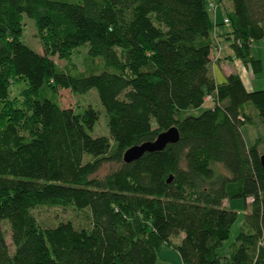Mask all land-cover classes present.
<instances>
[{"label": "trees", "instance_id": "16d2710c", "mask_svg": "<svg viewBox=\"0 0 264 264\" xmlns=\"http://www.w3.org/2000/svg\"><path fill=\"white\" fill-rule=\"evenodd\" d=\"M227 1V40L258 74L250 45L264 41V0ZM24 18L44 54L21 41ZM212 29L204 0H0V264H156L179 236L182 264H264V140L248 147L241 131L249 105L264 123V91L236 74L215 82ZM82 47L102 72L73 76L52 60ZM22 81L24 95L11 101ZM92 89L113 145L89 135L92 108L58 103L60 90ZM207 99L211 108L190 115ZM170 128L177 143L123 162ZM232 199L244 202L245 228L225 256L237 213L223 202ZM68 206L89 210L87 227H42L32 215Z\"/></svg>", "mask_w": 264, "mask_h": 264}, {"label": "rangeland", "instance_id": "374dc122", "mask_svg": "<svg viewBox=\"0 0 264 264\" xmlns=\"http://www.w3.org/2000/svg\"><path fill=\"white\" fill-rule=\"evenodd\" d=\"M204 3L210 17L213 15V11L210 7L211 4L219 11V14H224V8L231 7L232 5V3L227 0L222 2H219V0H204ZM21 41L31 50L40 54L45 53L42 43L36 38L33 22L28 18H24L23 21ZM250 51L251 55L261 62L262 70L260 73L253 74L249 68L244 67V65L238 60L228 65L230 68H232V72H235L242 77V81L248 91H264V41H253L250 45ZM52 60L60 69H63L65 72H68L73 76L77 73L85 74L88 72L87 74H89L92 71L98 70V68H100L99 72H102L104 69V63L101 58H97L92 61L87 57V47H82L75 51L69 61L59 60L57 56H53ZM216 71L219 74L218 70ZM26 89V82H16L15 84L11 85L8 90L9 99L11 101L15 100V102L20 101L21 95H24L23 92ZM57 98L58 103L62 108H71L76 113L83 112L88 107L92 108L97 113L98 119L95 122L92 130L88 132L89 135L91 137H105L109 140L110 144L113 145L109 137L105 113L99 102L96 90L92 89L89 92L81 95H73L68 90H60L57 94ZM211 107L212 104L210 100L207 99L200 110H193V113L190 115L197 116L202 110ZM248 113L252 118V122L243 125L241 127V131L245 144L249 147L254 144L256 139L264 140V123L259 119L257 112L251 105H249ZM152 123L155 125L154 121ZM259 150L263 154L264 150L262 145H259ZM112 167L113 166L111 165L103 166L100 174H106L107 171ZM224 206V208L227 210L237 213V219L230 230L229 237L219 249L220 253L227 256L234 246L236 237L245 228V208L244 202L238 199L225 200ZM86 213L90 216L88 209L80 211L75 209L73 206H68L66 208L38 207L32 210V215L42 227L54 226L59 222H70L78 228L87 227L89 220L88 216L85 215Z\"/></svg>", "mask_w": 264, "mask_h": 264}, {"label": "crops", "instance_id": "0c3cea01", "mask_svg": "<svg viewBox=\"0 0 264 264\" xmlns=\"http://www.w3.org/2000/svg\"><path fill=\"white\" fill-rule=\"evenodd\" d=\"M224 9V14H219V11L215 9V12L212 15L213 29L211 38L213 42V48L211 54L210 71L213 79L217 84L224 83L229 75L236 74L235 72H232L233 70L229 67L228 64L236 62L238 60L235 58L234 52L230 46V41L227 40V38L231 34V29L228 25L224 24L226 11H230L231 7H225ZM244 67L246 66L244 65ZM216 70H218L219 74ZM238 76L242 80V77L240 75ZM181 237L182 236L174 238L172 240V245H166L161 248L157 255L156 264H182L178 251L174 247V245H177L179 243Z\"/></svg>", "mask_w": 264, "mask_h": 264}, {"label": "water", "instance_id": "95a60500", "mask_svg": "<svg viewBox=\"0 0 264 264\" xmlns=\"http://www.w3.org/2000/svg\"><path fill=\"white\" fill-rule=\"evenodd\" d=\"M179 140L178 131L175 128L159 134L155 141L144 143L139 146L129 148L123 153L122 159L126 164L138 160L144 153L158 152L163 150L168 144H175ZM260 164L263 170V184H264V154L260 156Z\"/></svg>", "mask_w": 264, "mask_h": 264}, {"label": "built area", "instance_id": "2783aa9c", "mask_svg": "<svg viewBox=\"0 0 264 264\" xmlns=\"http://www.w3.org/2000/svg\"><path fill=\"white\" fill-rule=\"evenodd\" d=\"M210 7H211L212 11H215V7L212 4ZM224 24L228 25V21L226 19L224 20Z\"/></svg>", "mask_w": 264, "mask_h": 264}]
</instances>
